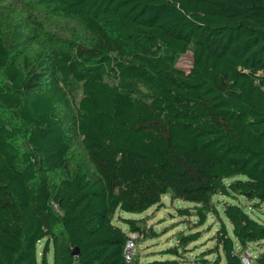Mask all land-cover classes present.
I'll return each instance as SVG.
<instances>
[{
  "label": "trees",
  "instance_id": "trees-1",
  "mask_svg": "<svg viewBox=\"0 0 264 264\" xmlns=\"http://www.w3.org/2000/svg\"><path fill=\"white\" fill-rule=\"evenodd\" d=\"M11 1L0 6V264H142L123 256L129 233L157 232L113 219L164 195L190 203L177 212L195 222L148 264H187L208 215L218 227L202 255L215 257L192 264H245L264 239L250 212L264 206V0ZM42 13L78 21L86 38L45 34Z\"/></svg>",
  "mask_w": 264,
  "mask_h": 264
},
{
  "label": "rangeland",
  "instance_id": "rangeland-1",
  "mask_svg": "<svg viewBox=\"0 0 264 264\" xmlns=\"http://www.w3.org/2000/svg\"><path fill=\"white\" fill-rule=\"evenodd\" d=\"M11 2V0H1L0 6L4 9L5 6L8 7ZM39 21L42 23L45 34L48 33L68 41H83L86 38L85 32L79 22L74 19H67L42 13L39 17ZM9 36V39L12 40L13 36ZM34 45L36 44H28L26 47L27 51H32ZM22 46L24 45L22 44ZM191 59V53H185L179 57L177 65L183 69H188L191 65ZM225 199L229 200V198ZM229 201L239 202L247 207L251 206V203L244 200L241 196H238L237 199H231ZM188 205H190V203L179 199L170 200L167 195H164L161 198V204L153 205L140 214L123 211L117 212L113 221L122 228L127 229L125 224H123L120 220H117L118 216L136 219L143 218L145 220L146 228H152L157 232V237L148 238L143 241L138 240L137 242V256L142 264H148V262L152 259L170 258V255L162 254V252L167 247L177 244V238L180 233L185 234L189 232L190 226L195 222L194 217L179 215L177 212L178 208ZM250 212L254 217L259 218L264 223V206L252 209ZM28 224L29 228L32 231L34 230V233L38 234L39 229L36 220L30 219ZM217 227L218 222L214 216L208 215L206 222L198 228L202 230V234L199 239L189 243L186 250L182 252L183 260L187 261V264H192L195 260H199L198 257L201 256L209 260L214 259V253L207 255L202 254H204L206 250L213 247L214 241L211 238ZM36 247L39 253L42 248V241H39ZM261 252H264V239L258 242L250 243L242 255L248 260L249 264H255L254 258ZM47 261H51V253H48Z\"/></svg>",
  "mask_w": 264,
  "mask_h": 264
},
{
  "label": "built area",
  "instance_id": "built-area-1",
  "mask_svg": "<svg viewBox=\"0 0 264 264\" xmlns=\"http://www.w3.org/2000/svg\"><path fill=\"white\" fill-rule=\"evenodd\" d=\"M137 248V235L136 233H129V237L125 242L124 249H123V256L126 260H132L133 256L136 254ZM242 261L245 264H248V260L243 257Z\"/></svg>",
  "mask_w": 264,
  "mask_h": 264
},
{
  "label": "water",
  "instance_id": "water-1",
  "mask_svg": "<svg viewBox=\"0 0 264 264\" xmlns=\"http://www.w3.org/2000/svg\"><path fill=\"white\" fill-rule=\"evenodd\" d=\"M78 253V249L77 248H74L73 250H72V254L73 255H76Z\"/></svg>",
  "mask_w": 264,
  "mask_h": 264
}]
</instances>
